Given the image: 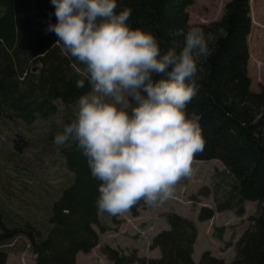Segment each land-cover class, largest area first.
I'll use <instances>...</instances> for the list:
<instances>
[{
  "label": "trees",
  "instance_id": "1",
  "mask_svg": "<svg viewBox=\"0 0 264 264\" xmlns=\"http://www.w3.org/2000/svg\"><path fill=\"white\" fill-rule=\"evenodd\" d=\"M116 3L117 14L131 9L127 23L153 34L162 54L173 48L179 52L190 26L212 34L210 55L198 62L200 90L187 105L189 116L195 111L201 117L205 138L203 152L194 159L219 160L233 176L229 202L219 203V211L235 209L242 215L247 201L260 204L258 214L250 218L254 225L239 239L231 264H264V85L252 91L247 69L250 0H229L220 20L208 24L190 23L188 8L194 0ZM54 13L51 0H0V124L21 121L31 125L39 118L50 119L61 106L73 105L91 91L87 79L84 88L76 86L84 78L80 73L85 66L56 43L54 33L45 31L49 22H58ZM62 130L53 125L48 141L54 142ZM27 145L23 138L15 140L17 148ZM58 151L72 174L70 183L52 201L41 226L0 214V264L6 263L7 250L18 237L28 240L35 264H77L78 253H89L99 244L95 227L105 231L96 204L101 182L92 177L87 158L75 142L59 146ZM213 215L212 208L203 207L199 219ZM166 220L169 228L152 242L160 250L159 258H140L136 251L125 255L110 246L103 253L114 264H226L208 251L195 262L196 225L178 213H169Z\"/></svg>",
  "mask_w": 264,
  "mask_h": 264
},
{
  "label": "clouds",
  "instance_id": "2",
  "mask_svg": "<svg viewBox=\"0 0 264 264\" xmlns=\"http://www.w3.org/2000/svg\"><path fill=\"white\" fill-rule=\"evenodd\" d=\"M51 4L58 22L45 31L85 66L77 88L85 79L91 86L54 144L73 141L87 158L101 182L99 212L124 215L141 200L163 204L191 177L194 157L205 147L201 117L189 116L187 105L200 90L198 62L210 55L212 34L190 26L182 49L162 54L153 34L127 23L130 8L116 13V0Z\"/></svg>",
  "mask_w": 264,
  "mask_h": 264
},
{
  "label": "rangeland",
  "instance_id": "3",
  "mask_svg": "<svg viewBox=\"0 0 264 264\" xmlns=\"http://www.w3.org/2000/svg\"><path fill=\"white\" fill-rule=\"evenodd\" d=\"M228 1L194 0L188 8L190 23L208 24L220 20ZM250 14L252 28L248 37L250 57L247 69L251 90L258 92L264 85V0H250ZM76 107L77 102L61 106L54 117L39 118L31 125L21 121L0 124V214L4 213L14 221L29 220L37 226L46 222L50 204L72 179L58 147L48 141L47 134L53 125L63 127L69 124ZM21 138L29 145L17 148L15 140ZM233 182V176L221 161L194 159L191 177L181 180L174 196L163 204L152 207L141 200L134 210L124 215L111 216L100 212L105 231L95 227L99 244L89 253L81 252L77 264H114L103 253L105 246L118 249L125 255L136 251L140 258H159L160 250L153 248L152 242L159 232L169 228L166 220L169 213H178L196 225L195 262L198 263L202 254L208 251L231 264L239 239L254 225L250 218L258 214L260 207L258 202L247 201L242 215L235 209L219 211V203L229 202ZM203 207L214 210L212 218L199 219ZM5 264H35V255L27 239L18 237L14 240L7 250Z\"/></svg>",
  "mask_w": 264,
  "mask_h": 264
},
{
  "label": "crops",
  "instance_id": "4",
  "mask_svg": "<svg viewBox=\"0 0 264 264\" xmlns=\"http://www.w3.org/2000/svg\"><path fill=\"white\" fill-rule=\"evenodd\" d=\"M80 255V253L77 254V259H78V256Z\"/></svg>",
  "mask_w": 264,
  "mask_h": 264
}]
</instances>
